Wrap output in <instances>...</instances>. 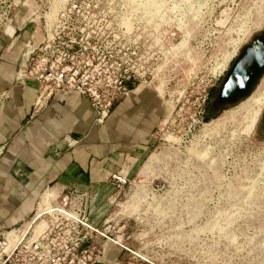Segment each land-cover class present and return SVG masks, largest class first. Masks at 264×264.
Here are the masks:
<instances>
[{
  "label": "rangeland",
  "instance_id": "374dc122",
  "mask_svg": "<svg viewBox=\"0 0 264 264\" xmlns=\"http://www.w3.org/2000/svg\"><path fill=\"white\" fill-rule=\"evenodd\" d=\"M126 1L142 4V34L153 31L152 85L170 114L131 183L94 221L111 218L155 264H264V76L248 97L208 114L232 62L264 30V0ZM40 12V0H0V32L39 31Z\"/></svg>",
  "mask_w": 264,
  "mask_h": 264
},
{
  "label": "crops",
  "instance_id": "0c3cea01",
  "mask_svg": "<svg viewBox=\"0 0 264 264\" xmlns=\"http://www.w3.org/2000/svg\"><path fill=\"white\" fill-rule=\"evenodd\" d=\"M29 39H42L37 28L0 32V233L22 228L29 230L27 238L48 193L88 196L94 221L98 210L123 193L112 184L113 173L123 170L130 178L138 173L170 114L153 85L117 100L103 122L96 120L90 98L76 93L56 94L35 112L40 82L18 79ZM101 264L155 263L106 241Z\"/></svg>",
  "mask_w": 264,
  "mask_h": 264
},
{
  "label": "built area",
  "instance_id": "2783aa9c",
  "mask_svg": "<svg viewBox=\"0 0 264 264\" xmlns=\"http://www.w3.org/2000/svg\"><path fill=\"white\" fill-rule=\"evenodd\" d=\"M40 7L42 12L32 21L38 18L42 22L38 31L42 39L26 41L18 78L40 82L35 112L56 94L76 93L90 98L96 120L103 122L117 100L140 86L152 85V56L145 46L153 31L149 28L148 38L142 34L140 2L40 0ZM53 8L57 9L54 13ZM208 99L206 92L203 104ZM130 183L123 170L113 173L112 184L117 189L124 192ZM90 203L88 196L67 191L59 206L43 212L42 218L49 219L40 233L37 225L28 238L29 230H15L22 238L9 252L4 248L10 244L8 233L13 230L0 233V264H101L106 241L151 262L127 244L122 227L117 228L111 218H105L103 225L95 223Z\"/></svg>",
  "mask_w": 264,
  "mask_h": 264
},
{
  "label": "water",
  "instance_id": "95a60500",
  "mask_svg": "<svg viewBox=\"0 0 264 264\" xmlns=\"http://www.w3.org/2000/svg\"><path fill=\"white\" fill-rule=\"evenodd\" d=\"M264 76V30L246 44L226 75L216 94L219 106L239 102L248 97Z\"/></svg>",
  "mask_w": 264,
  "mask_h": 264
},
{
  "label": "bare ground",
  "instance_id": "6f19581e",
  "mask_svg": "<svg viewBox=\"0 0 264 264\" xmlns=\"http://www.w3.org/2000/svg\"><path fill=\"white\" fill-rule=\"evenodd\" d=\"M263 99H264V98H263ZM260 105H261V101H258V106L260 107ZM261 107H262V105H261ZM246 114H249V108L246 109ZM50 197H51V196H50V194L48 193V194L45 196V198H44V200H43V202H42V207H41L40 213H39L38 218H37V223H36V225H37V233H40V232L45 228V226L47 225V221H46L44 218H42V214H43V212L54 210V209H52L53 206H52L51 204H48L49 206L46 207V203H48L49 200L51 199ZM49 198H50V199H49ZM26 230H27V229H26ZM26 230H25V231H26ZM25 231H24V232H25ZM10 233H11V232H10ZM8 235H9V234H8ZM9 236L11 237V242H10L9 245H7V246L4 248V252H9V251L12 249V247L15 245V242L18 241V240H20V239L22 238V235L17 236L16 231H13V233H12L11 235H9Z\"/></svg>",
  "mask_w": 264,
  "mask_h": 264
},
{
  "label": "flooded vegetation",
  "instance_id": "af4514ba",
  "mask_svg": "<svg viewBox=\"0 0 264 264\" xmlns=\"http://www.w3.org/2000/svg\"><path fill=\"white\" fill-rule=\"evenodd\" d=\"M253 39V38H252ZM251 42V41H250ZM249 43V42H248ZM247 43V44H248ZM233 63V62H232ZM224 78V77H223ZM223 78H222V81H223ZM222 81H221V83H222ZM221 85V84H220ZM220 85H218V88L220 87ZM218 88H216L217 90H218ZM210 103H211V107H212V112L213 113H216L219 109H221L223 106H219L217 103H216V101L213 99V98H211L210 99Z\"/></svg>",
  "mask_w": 264,
  "mask_h": 264
},
{
  "label": "trees",
  "instance_id": "16d2710c",
  "mask_svg": "<svg viewBox=\"0 0 264 264\" xmlns=\"http://www.w3.org/2000/svg\"><path fill=\"white\" fill-rule=\"evenodd\" d=\"M208 114H209V115H213V114H215V113L212 112V107H209V108H208Z\"/></svg>",
  "mask_w": 264,
  "mask_h": 264
}]
</instances>
